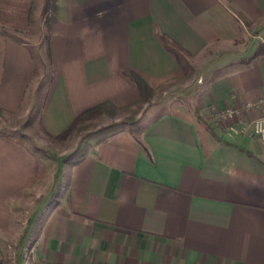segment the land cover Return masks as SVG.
<instances>
[{"label":"crops","instance_id":"obj_1","mask_svg":"<svg viewBox=\"0 0 264 264\" xmlns=\"http://www.w3.org/2000/svg\"><path fill=\"white\" fill-rule=\"evenodd\" d=\"M50 34L39 123L51 139L91 108L137 111L148 93L180 81L163 35L192 55V65L211 52L213 76L200 84L196 104L172 101L138 135L92 138L46 194L36 153L0 134V236L34 198L25 236L34 264H264V141L249 124L264 115V53L256 56L264 0H57ZM30 47L6 42L5 114L21 109L36 79ZM229 109L242 111L243 133L215 121Z\"/></svg>","mask_w":264,"mask_h":264},{"label":"rangeland","instance_id":"obj_2","mask_svg":"<svg viewBox=\"0 0 264 264\" xmlns=\"http://www.w3.org/2000/svg\"><path fill=\"white\" fill-rule=\"evenodd\" d=\"M30 3L29 30H7L6 42L11 39L31 43L30 50L36 62L37 76L26 94L21 109L14 114H4L0 118V130L9 132V129H15L16 132H12V134L14 133L13 135L17 139L28 145L39 157L44 166L43 175L39 180L40 188L44 190L45 194L48 188L50 189L53 185L56 190L59 189L58 182L62 175L60 169L67 163L81 158L89 143L92 144L96 141V139L93 140L94 138L100 141L112 133L122 130H128L132 134L138 135L143 128V121H147L153 112L171 111L174 107L172 106L173 102L189 104L192 107L194 103L196 104L200 95V84L213 76L212 73L208 74L206 72L211 52L197 58L194 65H192V58H190L191 73L184 74L180 81L172 85L167 84L162 89L148 93L149 103L144 107H136L135 110L137 109V111H106L99 113V115L89 120L75 124L67 136L51 139L44 134L39 123L45 96V91L41 88L47 85L50 75L46 53V39L49 33L44 12L46 0H30ZM2 39L0 40V72H2L3 54L6 49V42ZM55 196L48 197L46 202H51L52 199L56 198ZM37 202L32 198L28 203V208L21 213L22 217L17 219L19 221L17 227H14L11 233L0 236V264L35 263L30 254L31 238L25 239V236L31 208L35 207Z\"/></svg>","mask_w":264,"mask_h":264},{"label":"trees","instance_id":"obj_3","mask_svg":"<svg viewBox=\"0 0 264 264\" xmlns=\"http://www.w3.org/2000/svg\"><path fill=\"white\" fill-rule=\"evenodd\" d=\"M45 20L48 22V37L46 39V53L48 57V63H51V51H50V39L52 35L50 34V28L52 24L56 21V13H57V0H46L45 7ZM31 14V3L30 0H0V40H4L6 42L7 39V30L12 29L16 31H27L30 27V17ZM162 42L164 47L172 53L176 60L178 61L180 67L182 68L184 74H190L192 71V66L190 64V58H192V55L185 50L183 47H181L179 44H177L175 41H173L171 38H169L166 35L162 36ZM1 47V45H0ZM264 53V47L260 48L257 55H260ZM4 57V54H3ZM35 76H37V69L35 71ZM128 76L131 77L134 82L137 84L138 88L140 89V92L142 94L148 93V86L145 83V81L136 73H128ZM100 106L91 108L84 113H82L80 116H78L72 126L63 134L59 135L57 138L65 137L69 134L71 129L74 127L75 124H77L80 121L89 120L96 115L100 113ZM6 113L5 109L0 104V118ZM0 134L6 136L8 139H11L15 142L21 143L19 139L14 137L13 135H10L4 131H1ZM44 166L41 162H39V174H38V180L43 175Z\"/></svg>","mask_w":264,"mask_h":264},{"label":"built area","instance_id":"obj_4","mask_svg":"<svg viewBox=\"0 0 264 264\" xmlns=\"http://www.w3.org/2000/svg\"><path fill=\"white\" fill-rule=\"evenodd\" d=\"M253 104L246 105L247 109L253 108ZM242 111L240 109H229L224 112L215 113V121L220 124L228 127L230 130L234 131L236 134H241L245 131V126L248 123L242 118ZM239 118V123H233V120ZM231 122V123H229ZM250 127L252 128V133L255 137L259 138L261 141H264V115L256 117L251 121Z\"/></svg>","mask_w":264,"mask_h":264}]
</instances>
